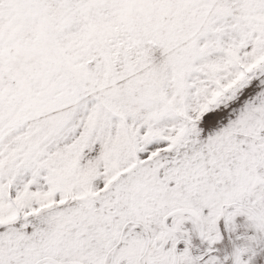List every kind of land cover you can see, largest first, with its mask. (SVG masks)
I'll list each match as a JSON object with an SVG mask.
<instances>
[{
    "label": "snow or ice",
    "instance_id": "1",
    "mask_svg": "<svg viewBox=\"0 0 264 264\" xmlns=\"http://www.w3.org/2000/svg\"><path fill=\"white\" fill-rule=\"evenodd\" d=\"M0 264H264V0H0Z\"/></svg>",
    "mask_w": 264,
    "mask_h": 264
}]
</instances>
